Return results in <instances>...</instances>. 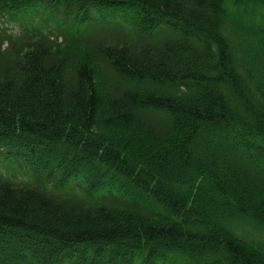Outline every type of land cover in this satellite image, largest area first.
<instances>
[{
    "label": "trees",
    "instance_id": "16d2710c",
    "mask_svg": "<svg viewBox=\"0 0 264 264\" xmlns=\"http://www.w3.org/2000/svg\"><path fill=\"white\" fill-rule=\"evenodd\" d=\"M0 155V264H264V0H0Z\"/></svg>",
    "mask_w": 264,
    "mask_h": 264
},
{
    "label": "rangeland",
    "instance_id": "374dc122",
    "mask_svg": "<svg viewBox=\"0 0 264 264\" xmlns=\"http://www.w3.org/2000/svg\"><path fill=\"white\" fill-rule=\"evenodd\" d=\"M2 166H4L13 176L24 174L29 182L35 180V176L32 171L22 172L25 164H21L20 161L12 155H0V167ZM24 175H21V177H24Z\"/></svg>",
    "mask_w": 264,
    "mask_h": 264
}]
</instances>
